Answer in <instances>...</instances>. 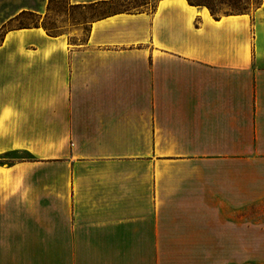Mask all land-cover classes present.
I'll use <instances>...</instances> for the list:
<instances>
[{"label": "crops", "instance_id": "0c3cea01", "mask_svg": "<svg viewBox=\"0 0 264 264\" xmlns=\"http://www.w3.org/2000/svg\"><path fill=\"white\" fill-rule=\"evenodd\" d=\"M34 1L0 0V264L264 254V0H143L78 43Z\"/></svg>", "mask_w": 264, "mask_h": 264}, {"label": "rangeland", "instance_id": "374dc122", "mask_svg": "<svg viewBox=\"0 0 264 264\" xmlns=\"http://www.w3.org/2000/svg\"><path fill=\"white\" fill-rule=\"evenodd\" d=\"M143 0H137L136 2L130 3H114L109 6H103L96 8L94 10H74L68 9L66 1H60L52 5V14L44 22L55 32L58 31H68L71 34L72 40L74 42H82L86 39L89 26L88 21L92 18H96L106 12H112L116 10L133 8L135 5H138ZM156 1V0H153ZM195 4L203 5L211 9L216 15L224 14H236L245 11H251L255 9L258 5L261 4V0H192ZM34 3L35 1L32 0ZM154 5V2H153ZM2 13L10 15L15 11L14 7H9L5 4L1 5ZM38 22V18L35 16L28 15L20 20L18 25L27 26L32 25ZM80 24L77 27L74 25ZM73 25L72 27H70ZM4 31H0V41L3 37ZM27 157L26 155H23ZM239 264H247L252 262L251 259H254V264H264V254H238L237 255Z\"/></svg>", "mask_w": 264, "mask_h": 264}, {"label": "trees", "instance_id": "16d2710c", "mask_svg": "<svg viewBox=\"0 0 264 264\" xmlns=\"http://www.w3.org/2000/svg\"><path fill=\"white\" fill-rule=\"evenodd\" d=\"M188 2H189V4H191V5H198V4H195L192 0H188ZM201 6H203V5H201ZM213 12V11H212Z\"/></svg>", "mask_w": 264, "mask_h": 264}]
</instances>
